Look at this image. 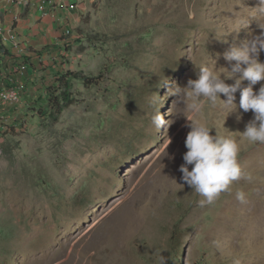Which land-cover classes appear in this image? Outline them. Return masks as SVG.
<instances>
[{
    "label": "rangeland",
    "instance_id": "1",
    "mask_svg": "<svg viewBox=\"0 0 264 264\" xmlns=\"http://www.w3.org/2000/svg\"><path fill=\"white\" fill-rule=\"evenodd\" d=\"M81 5L62 50L29 61L14 110L24 127L0 131V264H160L161 256L167 264H264V144L238 133L253 114L239 107L230 114L235 106L218 102L193 116L168 95L197 79L210 57L220 54L217 67L227 66L222 54L234 37L260 34L264 17L250 19L249 9L258 0ZM68 72L96 84L72 80L77 103L56 122L48 96ZM157 109L167 127L153 125ZM187 119L237 139L252 181L234 182L201 207L203 197L179 171ZM238 190L246 203L236 199Z\"/></svg>",
    "mask_w": 264,
    "mask_h": 264
},
{
    "label": "clouds",
    "instance_id": "2",
    "mask_svg": "<svg viewBox=\"0 0 264 264\" xmlns=\"http://www.w3.org/2000/svg\"><path fill=\"white\" fill-rule=\"evenodd\" d=\"M249 9L253 14L250 19L264 17V0H258V6ZM248 25L235 26L228 35H238ZM260 29L259 35L249 33L248 38L239 41L236 37L233 38L222 54L227 66L217 67V60L220 58V54H217L216 59L210 57V63L199 67L197 79L188 80L183 88L177 85L168 89L169 96L177 97L173 103L186 106L193 116L203 112L206 106L216 107L218 102L225 108L235 106V111L230 114L236 112L237 107L243 113L251 111L252 119L246 123L243 132H238L250 145L264 144V61L260 60V55L264 52V27ZM257 84L259 88L254 91ZM221 96L225 99H221ZM156 97L159 99L157 95ZM151 119L157 129L168 126V121H165L159 109ZM240 119L241 116L237 115V120ZM187 121L189 123L185 126L190 129L185 139L187 151L183 154L184 163L179 171L182 173L183 183L203 197L199 201L201 207L212 205L222 193L230 191L234 182L242 179L252 181V175L241 167V144L237 139L230 135H211L212 129L207 124L195 119ZM235 197L241 203L247 202L243 190L236 191ZM160 264H167L165 257L161 256Z\"/></svg>",
    "mask_w": 264,
    "mask_h": 264
},
{
    "label": "crops",
    "instance_id": "3",
    "mask_svg": "<svg viewBox=\"0 0 264 264\" xmlns=\"http://www.w3.org/2000/svg\"><path fill=\"white\" fill-rule=\"evenodd\" d=\"M76 1L83 2L56 0L45 16L41 11L42 0H0L4 25L14 27L18 41L27 48L26 52L21 54L13 48L0 49V76L24 64L28 67L30 60L32 64H36L38 55H42L40 57H43V60L46 56H53L56 51L62 50L61 32L72 27L73 20L76 22L79 13L83 11L72 13L66 9ZM28 73L29 69L26 74Z\"/></svg>",
    "mask_w": 264,
    "mask_h": 264
},
{
    "label": "built area",
    "instance_id": "4",
    "mask_svg": "<svg viewBox=\"0 0 264 264\" xmlns=\"http://www.w3.org/2000/svg\"><path fill=\"white\" fill-rule=\"evenodd\" d=\"M54 1L56 0H42L41 11L45 16L48 15V11L51 9ZM82 3L76 1L66 7V9L72 13H79L81 10H84L81 5ZM66 33H68L66 29L61 32L63 35H66ZM12 48L18 54L27 50L18 41V35L15 33L14 27L4 25L3 16L0 13V49ZM27 71L28 67L24 64L0 76V131L7 132L8 129L15 131V129L23 128L25 125L24 120L19 116L20 112H14V110H18L22 91L27 84Z\"/></svg>",
    "mask_w": 264,
    "mask_h": 264
},
{
    "label": "trees",
    "instance_id": "5",
    "mask_svg": "<svg viewBox=\"0 0 264 264\" xmlns=\"http://www.w3.org/2000/svg\"><path fill=\"white\" fill-rule=\"evenodd\" d=\"M28 64L30 65L29 61ZM72 80L82 81L86 87H90L96 84V80L94 78L77 73L68 72L67 74H63L61 77H58L56 80V86L53 87L52 92L50 91V95L48 96L49 98L47 101V106L52 107L55 112L52 117L53 120L56 122L59 120V116L63 113L65 109L77 103L72 93Z\"/></svg>",
    "mask_w": 264,
    "mask_h": 264
},
{
    "label": "bare ground",
    "instance_id": "6",
    "mask_svg": "<svg viewBox=\"0 0 264 264\" xmlns=\"http://www.w3.org/2000/svg\"><path fill=\"white\" fill-rule=\"evenodd\" d=\"M77 255H78V256H82V255H84V254H83L82 252L79 251V252L77 253Z\"/></svg>",
    "mask_w": 264,
    "mask_h": 264
}]
</instances>
